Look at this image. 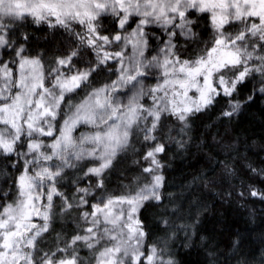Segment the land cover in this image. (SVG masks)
Segmentation results:
<instances>
[{"label":"snow or ice","instance_id":"snow-or-ice-1","mask_svg":"<svg viewBox=\"0 0 264 264\" xmlns=\"http://www.w3.org/2000/svg\"><path fill=\"white\" fill-rule=\"evenodd\" d=\"M29 19L69 34L55 54L30 50L27 31L20 41L16 29ZM200 19L210 24L206 38L194 28ZM153 25L166 41L151 39ZM251 81L258 87L241 98ZM122 88L126 103L115 100ZM70 93L81 95L65 113ZM257 94L264 95V0H0V155L15 154L0 169L12 180L0 188V264H178L169 247L177 229H187L189 243L208 237L198 231L206 206L193 214L168 190V145L184 147L174 127L189 130L195 113L218 104L231 119ZM83 124L92 130L78 137ZM129 152L140 170L110 187ZM73 158L79 169L66 192ZM247 171L236 189L241 203H264V165L248 163ZM145 208L159 213L161 235ZM57 219L74 227L56 231ZM239 245L233 237L234 255ZM218 255L209 251L207 264H219Z\"/></svg>","mask_w":264,"mask_h":264},{"label":"trees","instance_id":"trees-1","mask_svg":"<svg viewBox=\"0 0 264 264\" xmlns=\"http://www.w3.org/2000/svg\"><path fill=\"white\" fill-rule=\"evenodd\" d=\"M194 28L201 37L206 38L210 24L200 19ZM22 31L30 33V50L34 52L35 49L43 48L49 55L55 54L64 38L69 36L63 29L52 30L47 25L32 23L31 19L16 29L21 42L23 37L19 33ZM149 31L156 33L151 37L155 43L167 40V34L161 26L153 25ZM177 39L180 44H189L182 36ZM195 47L189 44L187 51L190 53ZM8 52L10 54L11 50ZM76 66L84 65L76 61ZM253 86L258 87V84L255 81L246 82L241 98ZM219 113L220 104L195 113L189 130L178 133L174 127L172 132L177 140L182 138L184 147L181 148L176 141L168 145V156L165 157L169 164L166 170L168 190L178 194L184 208L191 206L193 214L199 205L206 206L198 222V231L208 239L200 240L199 236H193L189 243L185 236L187 229H177V236L170 241L169 247L179 264H207L208 252L212 249L219 253V264H236L237 260L246 264H264V203L257 198H249L241 203L236 190L240 180L250 175L248 163L254 167L264 165V95L257 94L231 119L221 117ZM170 123L173 126L177 124L175 116L171 117ZM82 130L78 128V131ZM144 146L137 145L141 150ZM131 158V154L126 157L122 155L118 160L110 177V187H118L131 180L140 170L139 166L130 163ZM14 159L15 154H8L7 157L0 155V169L10 165ZM226 163L236 170L235 175L225 172ZM7 170L14 171L10 166ZM74 173H78V170H68L69 179L63 184L66 192L73 188L71 179ZM89 179L81 177L83 184H87ZM5 187H12V180L0 175V188ZM3 199L0 195V200ZM142 212L147 213L148 219L152 221L153 231L161 235L160 230L165 226L155 219L159 213L149 208L142 209ZM72 227L71 221H56V231H69ZM233 237L240 238L239 250L235 255L230 251ZM81 254L87 255V250H82Z\"/></svg>","mask_w":264,"mask_h":264},{"label":"clouds","instance_id":"clouds-1","mask_svg":"<svg viewBox=\"0 0 264 264\" xmlns=\"http://www.w3.org/2000/svg\"><path fill=\"white\" fill-rule=\"evenodd\" d=\"M185 40L188 41L187 39H185ZM192 44L195 45L194 42ZM52 68H55V65L54 64L52 65ZM54 74H55L54 72H50L49 79H52V77L54 76ZM127 92H128V89L127 88L120 89V92L117 93V94H115V100L117 102H120L123 99L124 102L126 103L127 102V96H126V93ZM80 95H81V93H76V94H71L70 93V94H68V101L64 105V111H65V113H68L69 110H70V108L71 107H74L75 103L78 102ZM145 95H147V92H145ZM80 128H83L84 130L76 133V135L78 137L80 136L81 133H87L88 131H91L92 130L91 126H89L87 124H83V126L80 127ZM129 154H131V153L129 152L128 155ZM122 155H123V153H122ZM79 163L80 162L75 161V159L73 158V165H74V167L71 170L77 171L79 169ZM178 264H179V262H178Z\"/></svg>","mask_w":264,"mask_h":264},{"label":"rangeland","instance_id":"rangeland-1","mask_svg":"<svg viewBox=\"0 0 264 264\" xmlns=\"http://www.w3.org/2000/svg\"><path fill=\"white\" fill-rule=\"evenodd\" d=\"M134 26V25H133ZM77 132H80V131H77Z\"/></svg>","mask_w":264,"mask_h":264}]
</instances>
